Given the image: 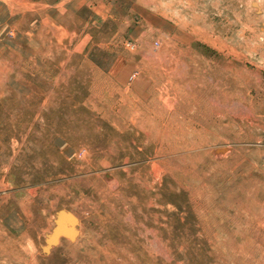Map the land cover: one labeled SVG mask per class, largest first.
Returning <instances> with one entry per match:
<instances>
[{"label":"rangeland","instance_id":"obj_1","mask_svg":"<svg viewBox=\"0 0 264 264\" xmlns=\"http://www.w3.org/2000/svg\"><path fill=\"white\" fill-rule=\"evenodd\" d=\"M0 264H264V0H0Z\"/></svg>","mask_w":264,"mask_h":264},{"label":"built area","instance_id":"obj_2","mask_svg":"<svg viewBox=\"0 0 264 264\" xmlns=\"http://www.w3.org/2000/svg\"><path fill=\"white\" fill-rule=\"evenodd\" d=\"M156 44L158 45V43L156 42Z\"/></svg>","mask_w":264,"mask_h":264}]
</instances>
